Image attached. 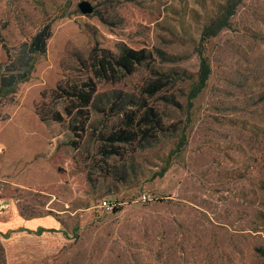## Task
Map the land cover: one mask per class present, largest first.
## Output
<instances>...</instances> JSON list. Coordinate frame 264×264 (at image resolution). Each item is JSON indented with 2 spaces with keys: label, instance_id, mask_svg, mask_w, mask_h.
<instances>
[{
  "label": "rangeland",
  "instance_id": "obj_1",
  "mask_svg": "<svg viewBox=\"0 0 264 264\" xmlns=\"http://www.w3.org/2000/svg\"><path fill=\"white\" fill-rule=\"evenodd\" d=\"M46 24V53L0 100L5 263L264 264V0H0V65ZM124 47L146 60L97 83L80 150L47 158L38 105ZM148 109L157 123L103 157L101 136Z\"/></svg>",
  "mask_w": 264,
  "mask_h": 264
},
{
  "label": "trees",
  "instance_id": "obj_2",
  "mask_svg": "<svg viewBox=\"0 0 264 264\" xmlns=\"http://www.w3.org/2000/svg\"><path fill=\"white\" fill-rule=\"evenodd\" d=\"M239 1V0H238ZM226 24L217 28L219 31ZM211 31V28L209 29ZM51 25L42 26L31 38L30 42L20 52L16 61L0 65V100L6 99L16 93L20 82L25 81L29 70L32 68L36 56L44 55L47 51V43L51 38ZM146 49H133L124 47L117 57L100 54L93 58V64L89 66V75L77 80H68L59 84L52 92V100L47 105H38L36 112L40 121L49 131V140L44 155L52 158L58 153L71 157L81 148V133L85 131L89 121V110L93 107L97 94V83L109 81L118 76L121 71L131 73L135 66L141 64L147 58ZM209 65L206 59L201 58L199 81L202 87L209 75ZM155 114L151 109L144 113L137 123L135 118L126 116L124 124L109 134L101 136L104 147L100 150L103 157L120 155L118 144H127L135 140L134 126L139 131L142 126L156 124ZM87 181L90 185L93 181L89 175ZM23 216V214H22ZM31 215L26 218H34ZM0 264L5 263L3 246L0 243Z\"/></svg>",
  "mask_w": 264,
  "mask_h": 264
},
{
  "label": "crops",
  "instance_id": "obj_3",
  "mask_svg": "<svg viewBox=\"0 0 264 264\" xmlns=\"http://www.w3.org/2000/svg\"><path fill=\"white\" fill-rule=\"evenodd\" d=\"M26 221L28 223V225L26 227H28L29 229H32V230H35L38 227H43L45 225L43 222H41L42 220L31 219V220H26Z\"/></svg>",
  "mask_w": 264,
  "mask_h": 264
},
{
  "label": "water",
  "instance_id": "obj_4",
  "mask_svg": "<svg viewBox=\"0 0 264 264\" xmlns=\"http://www.w3.org/2000/svg\"><path fill=\"white\" fill-rule=\"evenodd\" d=\"M79 8H80L81 13H83V14H90V13H92V6L87 1L81 2L79 4Z\"/></svg>",
  "mask_w": 264,
  "mask_h": 264
},
{
  "label": "built area",
  "instance_id": "obj_5",
  "mask_svg": "<svg viewBox=\"0 0 264 264\" xmlns=\"http://www.w3.org/2000/svg\"><path fill=\"white\" fill-rule=\"evenodd\" d=\"M144 198H145V196H144ZM100 207L101 208H110L111 204L108 201L103 200L102 202H100Z\"/></svg>",
  "mask_w": 264,
  "mask_h": 264
}]
</instances>
